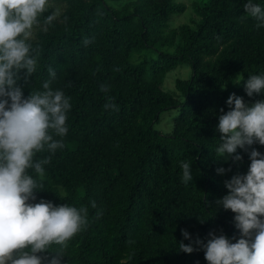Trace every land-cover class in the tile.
<instances>
[{
  "label": "trees",
  "instance_id": "obj_1",
  "mask_svg": "<svg viewBox=\"0 0 264 264\" xmlns=\"http://www.w3.org/2000/svg\"><path fill=\"white\" fill-rule=\"evenodd\" d=\"M59 1L52 25L43 30L53 12L48 8L39 17L41 27L34 28L36 72L25 81L21 70L17 84L27 98L51 81L53 90L70 98L68 132L54 136L64 147L34 156L50 162L43 166L42 189L29 201L88 208V226L68 242L61 264H208L197 238L206 243L209 232L231 243L240 238L235 213L218 201L228 193L224 182L246 174L251 161L239 148L240 161L216 156L217 125L230 110V94L252 104L264 100V93L248 97L244 90L249 76L264 75V27L244 10L248 0L192 1L194 28L168 27L169 16L185 9L174 0ZM252 3L264 9V0ZM85 38L91 41L87 46ZM172 45V53L160 50ZM147 49L155 56L131 61ZM179 63L190 74L164 90L163 76ZM109 98L115 108L104 107ZM173 108L178 111L171 131L162 134L153 125ZM251 147L264 154V145ZM181 162L190 165L193 179L187 184ZM220 167L230 171L218 173ZM28 173L40 182L33 169ZM180 242L194 251L179 250ZM58 249L53 244L38 253L43 264Z\"/></svg>",
  "mask_w": 264,
  "mask_h": 264
},
{
  "label": "clouds",
  "instance_id": "obj_2",
  "mask_svg": "<svg viewBox=\"0 0 264 264\" xmlns=\"http://www.w3.org/2000/svg\"><path fill=\"white\" fill-rule=\"evenodd\" d=\"M49 7V0H0V264H43L38 253L48 251L53 244L59 249L47 264H61L68 242L88 226L87 207L54 205L43 199L29 203L36 199L35 190L42 189L43 166L50 162V157L34 161V156L64 147L62 139L54 136L67 134L71 108L70 98L62 90H53L51 81L43 83V91L31 92L27 98L17 84L21 70L25 81L37 70L39 49L33 48L31 40L34 28L41 27L39 17ZM244 10L259 22L258 28L264 27L260 5L248 0ZM59 14L56 8L47 15L43 30ZM90 42L89 38L83 41L85 46ZM48 72L54 79L55 71L49 67ZM107 90L101 85V91ZM244 90L248 97L264 93V75L249 76ZM226 103L230 110L219 116L221 143L216 156L240 161L239 148L249 153L251 161L246 174H235L224 182L228 193L218 201L235 213L240 238L231 243L225 235L209 232L206 243L197 238L195 244L204 249L208 264H264V154L251 147L264 145V100L249 106L243 97L232 93ZM104 107L115 108L111 98ZM181 168V181L187 184L193 179L190 165L181 162ZM29 169L34 170L39 183L29 175ZM216 171L225 173L230 168ZM91 206L95 208V202ZM181 233L190 239L186 230L181 229ZM179 250L192 253L194 248L180 242Z\"/></svg>",
  "mask_w": 264,
  "mask_h": 264
},
{
  "label": "rangeland",
  "instance_id": "obj_3",
  "mask_svg": "<svg viewBox=\"0 0 264 264\" xmlns=\"http://www.w3.org/2000/svg\"><path fill=\"white\" fill-rule=\"evenodd\" d=\"M177 2H182L185 5V9L182 13L172 14L167 20V25L170 28H176L180 24H187L189 27L194 28L198 17L193 13L190 3L194 0H174ZM111 3V2H110ZM50 7L53 11L58 8L60 10L61 2L59 0H49ZM177 39H175L176 41ZM174 45L170 47H160V50L166 53H172L174 51ZM142 56L144 57H154L155 51L152 49H147L139 54H135L131 57V61H138ZM190 74V68L185 63L177 64L172 70L165 73L162 78L161 86L164 90H173V81L175 78H186ZM237 79L235 80V82ZM246 103L251 106V102L246 101ZM177 108L162 111L158 116V121L153 125V127L160 133H169L172 128L171 118L176 115ZM229 157V156H228ZM227 157V158H228ZM221 161L227 160L225 157H220Z\"/></svg>",
  "mask_w": 264,
  "mask_h": 264
}]
</instances>
